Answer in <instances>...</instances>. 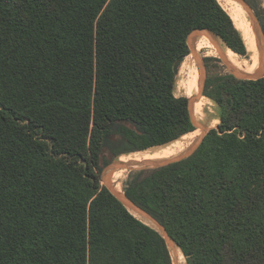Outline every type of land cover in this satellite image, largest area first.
<instances>
[{
    "label": "trees",
    "instance_id": "obj_1",
    "mask_svg": "<svg viewBox=\"0 0 264 264\" xmlns=\"http://www.w3.org/2000/svg\"><path fill=\"white\" fill-rule=\"evenodd\" d=\"M246 1L264 28L261 0ZM195 31L256 64L218 0H0V264H174L102 172L197 131L189 98L176 96ZM199 35L194 48L218 43ZM217 62L204 59L203 93L217 128L189 158L133 172L125 195L187 264H264V77ZM202 75L196 61L188 92L200 94Z\"/></svg>",
    "mask_w": 264,
    "mask_h": 264
},
{
    "label": "rangeland",
    "instance_id": "obj_2",
    "mask_svg": "<svg viewBox=\"0 0 264 264\" xmlns=\"http://www.w3.org/2000/svg\"><path fill=\"white\" fill-rule=\"evenodd\" d=\"M218 1L221 3L223 8L225 9L223 0H218ZM230 1L234 5L233 0H230ZM260 4H261L260 8L264 9V0H261ZM234 6H236V11H237L236 13H238V14H237V16L235 18L232 17V16L231 17L233 19H236L237 24H238L241 32L247 37V39L249 41H251L253 43V47L252 46L251 47L255 50V53H256L257 57L259 58L260 44H259L258 34L256 33L257 30H256L255 26L253 25V23L251 21V18L248 15V19L251 22V24L253 26V29H254V31L256 33V37H257V40H256L255 37L252 35L251 31L246 26L245 22L243 21L240 13L238 11L236 2H235ZM228 14H229V12H228ZM241 21H243V22H241ZM198 33H200V32H198V31L193 32L189 36V38H191V40H192L193 36L197 35ZM199 38H200V35L198 37H196L195 39H193V43H192L193 49H194V51H196L195 50L196 48L199 49V51H198L199 53L198 52H196V53H197L198 57L200 58V60L203 61V62H204L205 58H211L212 57V58L219 59L220 63H218V62H217V64L212 63V65L214 64L213 65V69L214 70H216V71L220 70V71L228 72V73L229 72H234V71H239V72H241L243 74H247L245 71H247V72L250 71L251 72V73L249 72L250 74H255L257 72V70L259 68V64L256 63L254 66H250V65L246 64V62L242 58H240L238 55H236L234 53L231 54V58H232V61L234 60L235 64H238V67H233L231 62L227 59V55H228L227 52H229L230 50H228L224 46V43L218 37H215V40H217V42L219 43L223 55L220 54V53H218V55L216 53L211 55V56L207 55V51L205 49H202L201 47H198L199 43L202 42V41H200V42L198 41L196 47L194 48V44L197 42V40ZM206 45H210V46L214 47L213 44L211 42H209V41H208V43H206ZM246 46H247L248 53H249V48L250 47L247 44H246ZM229 56H230V54H229ZM193 58L195 59V61H197L196 58L194 57L193 53H191L184 60L183 64L180 67V70H179V73H178V77H177V83H176V96L177 97L185 96V97L189 98V100L193 99L192 97H190L189 95L186 94V85H187L189 79H188V76L185 73H182L181 71L183 70L184 64H186L187 62L192 61ZM205 69H206V74H205V81H204V84H203L204 87H205L207 74H208V69H207L206 66H205ZM260 77H262V78L264 77V70H263L262 74L260 75ZM200 93H201V97L197 101H200L202 98H206L205 96H203L204 88H203V91L200 92ZM198 95H199V92L195 93L194 96L196 97ZM217 116H218V108H217L216 104L208 99L206 106L203 107V114L200 115L199 118H197V117L195 118L198 122L203 123V125L205 126L204 131L201 130V129H197L198 132L190 133V134L186 135L185 137L175 141L174 143H172L170 145H167L168 147L172 146L173 149H176L177 146L181 145V146H183L182 150H178L177 154H175V155H173V156H171L169 158L155 159V160H142L140 162L132 160V161H130L128 163H122V162H120V159L122 157H130L132 159H135V157H137V155H139V154H141V155H139L138 157L143 156V153L146 152V151L123 154L120 157H118V159L113 160V162L110 165L104 166L103 172H102L103 185L107 187L106 178L110 175L109 184H110L112 190L115 193H117L115 191V185L113 183V177H114L115 173H117L119 171H124L123 172L124 175H123V178H122L123 179V184H122V186L121 185L119 186V187H121V189L119 188L120 194H121V196H124L125 195V186H126L128 180L130 178V175L133 172L139 171V170H142V169L155 168L161 162H165V161H168V160L175 159V158L181 156L182 154L186 153L188 150H190L195 145H197V143L199 142L200 138L204 134H207L210 130L217 128V126L219 125V121L217 119ZM213 124L215 126L212 127ZM167 146L153 148V149H150L148 151H156V150H159V149H164ZM106 155L109 158H111V153L107 152ZM120 165H126V167H119ZM117 167H119V168H117ZM119 181H121V180H119ZM169 248H170V251H171V255H172V259H173L174 264H178L177 261H176V255L174 254V251H173L174 249L171 246H169ZM179 264H187V263H186V260H184L182 263H179Z\"/></svg>",
    "mask_w": 264,
    "mask_h": 264
},
{
    "label": "water",
    "instance_id": "obj_3",
    "mask_svg": "<svg viewBox=\"0 0 264 264\" xmlns=\"http://www.w3.org/2000/svg\"><path fill=\"white\" fill-rule=\"evenodd\" d=\"M239 4H241L244 9L246 10V12L248 13L249 17L251 18V21L253 23V25L255 26L256 30H257V34H258V38H259V44H260V49H259V68L257 70V72L255 73V75H248V74H243L239 71H234L232 72L233 75L241 80H258L261 79L262 77H260V75L262 74L263 70H264V31L263 28L261 26V23L259 21V19L257 18L256 14L253 11V8L251 7V5L246 1V0H233ZM196 32V31H195ZM200 33H204L205 35H209L212 37H216L213 33L209 32V31H198ZM193 39L191 40V38L188 39V44L191 50V53H193L194 57L196 58L199 66L201 67V69L203 70V75H202V87H201V92L203 91V84L205 81V74H206V69H205V63L203 61L200 60V58L198 57L196 51H194L193 46ZM201 97V93L196 96L195 98L191 99L189 102V109L191 112V116H192V121L193 124L197 129H201L204 131L205 126L203 125V123L198 122L193 115V109H194V105L196 103V101ZM207 134H204L199 142L197 143V145H195L193 148H191L190 150H188L186 153L182 154L181 156L172 159V160H168L165 162H161L159 165H157V167L155 168H160V167H164L167 166L169 164L172 163H176V162H180L186 158H189L190 156H192L200 147V145L202 144L204 138L206 137ZM185 137V136H184ZM183 138V137H182ZM119 167H126V165H120ZM117 167V168H119ZM109 180H110V175L106 178V184H107V188L110 190V192L134 215L133 212L139 214L141 217H143L145 220L151 222L153 225L156 226L153 227L151 225H149L148 223H146L145 221L141 220L142 222H144L145 224H147L148 226H151L152 228H154L155 230H157L166 240L168 247L171 246L172 248L173 245L177 246L178 245L175 243V241L169 236L166 228L160 224L153 216H151L148 212H146L145 210H143L142 208L138 207L133 201H131L126 195L124 196H120L117 193H115L110 184H109ZM135 216V215H134ZM179 248V247H178ZM170 249V248H169Z\"/></svg>",
    "mask_w": 264,
    "mask_h": 264
},
{
    "label": "bare ground",
    "instance_id": "obj_4",
    "mask_svg": "<svg viewBox=\"0 0 264 264\" xmlns=\"http://www.w3.org/2000/svg\"><path fill=\"white\" fill-rule=\"evenodd\" d=\"M223 2H224V7H225V9H226V11H228L229 12V15L230 16H232V17H236L237 16V14L238 13H236L237 11H236V6H234L235 5V2L233 1V3H234V5L231 3V1L230 0H223ZM231 17V18H232ZM232 20H233V22H234V24H235V26H236V28L241 32V30H240V28H239V26H238V24H237V21H236V19H233L232 18ZM241 22H243V21H241ZM241 34H242V36H243V39L245 40V42H246V44L250 47V50L253 52V54H254V56H255V58H256V63L257 64H259V58L257 57V55H256V53H255V50L252 48L253 47V43L251 42V41H249L248 39H247V37L241 32ZM201 39H205V38H201ZM202 41H209V42H211L212 44H213V46L214 47H212V46H210V45H206V43H208V42H204V43H200L199 44V46L198 47H201L202 49H205L206 51H207V55H213V54H217L218 55V53H220V54H222V51H221V47H220V45H219V43H216V42H214V41H211V40H208V39H206V40H202ZM252 46V47H251ZM196 50V52H198L199 51V49L198 48H196L195 49ZM199 53V52H198ZM228 53V55H227V59L230 61V62H232L233 64H235V62H234V60L232 61V58H231V54H233V52H231V51H229V52H227ZM229 54H230V56H229ZM223 55V54H222ZM224 57V56H223ZM195 63H196V61H195V59L193 58V60L192 61H190V62H187L186 64H184V66H183V70L181 71L182 73H185L187 76H189V74L191 73V71H192V69H193V67H194V65H195ZM236 65V67H238V64H235ZM188 66H189V68H188ZM187 67V68H186ZM184 68H186V70L184 69ZM245 71V70H244ZM248 75H255V74H250L249 72H247V71H245ZM186 94L187 95H189L190 97H192V98H194L195 96V94H193V93H190V92H188L187 90H186ZM201 102V103H200ZM200 102L199 101H197L196 103H195V106H197V107H200L202 110H203V107L204 106H206V104H207V102L202 98L201 100H200ZM219 121V120H218ZM213 126H215L214 124L212 125V127ZM195 132H198V131H195ZM194 133V132H193ZM198 134V133H197ZM179 148H183V146H181V145H179V146H177V148L176 149H179ZM176 149H173L172 148V146H167L166 148H164V149H159V150H156V151H148V152H146V153H144L143 154V156H140V157H135V159H131L130 161H142V160H155L157 157H159L160 155H162V154H164V153H166V152H169V151H172V150H176ZM130 161H128V162H130ZM127 162V163H128ZM123 172L124 171H119V172H117V173H115V175H114V177H113V183H114V185H115V191L118 193V195H120L121 196V194H120V191H119V188L121 189V187H119L120 185L122 186V184H123ZM125 179V178H124ZM119 180H121V181H119ZM119 181V182H118ZM134 213V215L137 217V218H139V219H141V220H143V221H145L146 223H148L149 225H151V226H153V227H155L156 228V226L155 225H153L151 222H149V221H147V220H145L143 217H141L139 214H137V213H135V212H133ZM173 251H174V254L176 255V261H177V263L179 264V263H182L184 260H185V257H184V255H183V253H182V251L178 248V247H176V246H174L173 245ZM174 255V256H175Z\"/></svg>",
    "mask_w": 264,
    "mask_h": 264
}]
</instances>
